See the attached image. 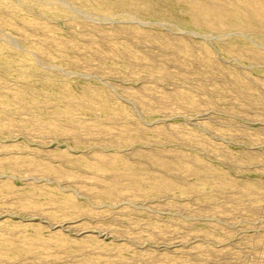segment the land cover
<instances>
[{
    "label": "rangeland",
    "instance_id": "obj_1",
    "mask_svg": "<svg viewBox=\"0 0 264 264\" xmlns=\"http://www.w3.org/2000/svg\"><path fill=\"white\" fill-rule=\"evenodd\" d=\"M190 5L0 0V264H264V32Z\"/></svg>",
    "mask_w": 264,
    "mask_h": 264
},
{
    "label": "bare ground",
    "instance_id": "obj_2",
    "mask_svg": "<svg viewBox=\"0 0 264 264\" xmlns=\"http://www.w3.org/2000/svg\"><path fill=\"white\" fill-rule=\"evenodd\" d=\"M180 2V0H173ZM189 7L180 8L183 12H190L200 15L202 20L210 27L215 29V25L232 20L233 25L240 33H257L262 35L264 32L263 21L264 9L258 7L259 0H226L237 6L229 7L223 12L224 0H188ZM243 30V31H241ZM219 33V32H218ZM234 33V32H233ZM252 34V33H251ZM215 35V34H214ZM218 36V35H217Z\"/></svg>",
    "mask_w": 264,
    "mask_h": 264
}]
</instances>
